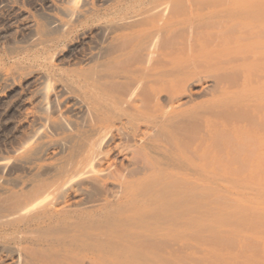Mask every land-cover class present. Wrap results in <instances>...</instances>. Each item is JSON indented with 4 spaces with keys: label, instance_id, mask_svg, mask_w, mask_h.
<instances>
[{
    "label": "bare ground",
    "instance_id": "1",
    "mask_svg": "<svg viewBox=\"0 0 264 264\" xmlns=\"http://www.w3.org/2000/svg\"><path fill=\"white\" fill-rule=\"evenodd\" d=\"M38 11L18 12L12 54H0V100L19 114L1 117L17 143L10 166L0 158V264H160L167 239L191 238L205 218L195 175H264V1L49 0Z\"/></svg>",
    "mask_w": 264,
    "mask_h": 264
},
{
    "label": "rangeland",
    "instance_id": "2",
    "mask_svg": "<svg viewBox=\"0 0 264 264\" xmlns=\"http://www.w3.org/2000/svg\"><path fill=\"white\" fill-rule=\"evenodd\" d=\"M7 1H11L12 3L7 2ZM7 1L6 0H4V1L0 0V15L1 14L3 15L4 13H5L4 15H6V12L7 13L11 12V13L7 14L8 19H10V20L6 19L9 22L5 21V23H8L9 25H7L5 23L2 24V22H4V20H5L4 18L5 17L7 18V16H5V17L2 15L0 16V19L2 18V21L0 20L1 21V24H0V54L2 55V57H4V55H5V57H7L8 55L12 54L13 50H10V52H9L8 51L9 49H5L6 45L8 44L7 46L9 47L10 46L9 41H11V39L14 40L16 38L17 34L20 32V29H21L20 25L16 21L18 12L22 13V14L25 13V14L36 15L37 10L40 11L41 7H43L45 5V3H47L49 0H43V1L37 0V2H36V0H34V1L33 0H20V1L19 0H16V1L15 0H13V1L7 0ZM50 1L55 3V2H58L59 0H55V1L50 0ZM259 1H264V0H259ZM7 3H9V4H7ZM16 3L17 4L19 3L18 6ZM42 3L44 5H42ZM24 5H26V6H24ZM30 5H33V6H31L29 8ZM4 6H7L9 8L4 7ZM38 6H40V8ZM13 7H14V9L17 7L15 9L16 12H14V10L13 11L11 10V8L13 9ZM4 10H5V12H4ZM12 12H14V13H12ZM11 15H13V16H11ZM5 25H7V26H5ZM8 29H9V31H8ZM15 33H17V34H15ZM6 42H7V44H6ZM3 48H4V50H3ZM6 51H8L9 54H7ZM0 63H3V61H0ZM56 63H60V62L56 61ZM0 66H1L0 71L5 72L6 71V69H5L6 63L4 62V65L1 64ZM2 66H4V68ZM2 69H4V70H2ZM20 82H17L18 84H17L16 89H19V88L24 89L23 82H21V84H20ZM3 95L4 96L1 98L2 100H0V102H2V104L0 103L1 104L0 105V110H1L0 111V124L2 123L0 125L1 127H3V123L6 120L5 116L7 118H9L12 116L17 117L19 115V114L17 115V113L15 115H13V113L9 112V111H11L9 109H11L10 107H11V104L13 101L7 97L8 93H4ZM7 113L12 114V115L7 116V115H9ZM1 117H2V119L5 118V119H3L4 121L1 119ZM1 127H0V130L2 129ZM3 131H4V134H2ZM7 131H8V129L3 127V129L0 132L1 133L0 139L2 138L0 140V158L5 157V162L7 159L6 163H8V165L7 164L6 165L10 166L13 155H10L9 153H7V151H9L10 147L15 146V144L17 143V139H15V138H17V137H15L14 135L12 136V134L9 137V134L11 132L10 131L7 132ZM2 135H3V137H2ZM0 163H3V162H0ZM210 163H213V161H211ZM210 163H209L210 167L213 168V164H210ZM238 167L236 165L231 166V168H233V169L231 171L232 174L229 176L230 179L227 177V175H222V176L221 175H210L209 176L210 178H208L206 180L204 185H201L202 182L200 180L201 179L200 176H197V175L194 176L195 185L193 188V194H195V196L199 195V193L208 194V197L210 196L209 199L210 200L213 199L215 202H212L213 200L210 201L208 199V203H209L208 207L196 209L195 212H197V213H195V215L196 216L202 215V216H205V218L200 217L199 219L198 218L195 219V221L192 225V228H191L192 229L191 230V235H192L191 238L189 237L186 240H181L178 242H173V241H170L169 239H167V242L170 245H172V242L174 244L170 247L167 246L169 244L163 245L164 248H162L163 252L161 254L160 264H185L186 261H188L187 263L189 264L192 261L194 262V260H196L197 263L194 262L196 264H199V263L200 264H213V263L214 264H264V224H263L264 223V205L262 204V202L264 200V198H263L264 197V195H263L264 194V190H263V188H264L263 176L264 175L261 174L262 179L259 178L260 176H257L255 178V180L257 179L258 184H254L255 180H252L253 178L252 179L250 178V181H249L248 177L236 176L237 174H235L234 171H236V169H238ZM231 176L233 179L235 177L234 180H237V181L234 182L233 179H231ZM242 177L248 178V179H244V181L247 180L245 183H244V181H242L243 180ZM259 179H260V182H258ZM251 181L254 182V183H251L252 187L254 186L252 189L250 187L251 184H249ZM240 183H244L243 185H245L247 183L245 185L247 187H243V186H241L242 188L239 187ZM261 183L263 185H259ZM255 185H256V190L259 187V189L263 191L262 194L260 193L263 197L261 195H258L259 192L255 193V191H253V189H255ZM248 186L250 187V190H252L254 192L253 193L254 197H253L252 192H250V190H247V189H249ZM240 188H241V192L243 191L242 190L243 188L246 189L245 191L242 192L243 195L240 192ZM246 191H249L251 194L249 192H246ZM244 194L245 195L248 194V195L245 196ZM257 196L259 198L260 197L261 198L254 200L253 198H255ZM245 197H247V198H245ZM262 198H263V200H261ZM217 200H220V203H223L225 201L226 204L228 203V205L230 204L232 206L228 207V205H227V208L224 207L226 209H224L223 207L220 208L219 203H217ZM251 200H254L257 203H255L253 201L254 204H251V203H253ZM259 200L261 201V203ZM248 201H249V203H247ZM223 205L225 206V204H222L220 206H223ZM248 206H250V208H248ZM212 207H213V209H212ZM214 208H216V209H214ZM201 211H204V214H206L208 217L206 215H204ZM205 211H207V212H205ZM232 221H233V223H232ZM256 221L257 222L259 221V222L257 223ZM260 221H263V222H260ZM261 223H262V225H261ZM244 225H246V226H244ZM256 225H260V226H256ZM213 226H214V228H213ZM209 227H211V228H209ZM204 229H205V231H204ZM220 230H222V232ZM195 232H197V233H195ZM194 234H196V235H194ZM220 235H222V236H220ZM193 236L194 237L197 236V238L195 237L196 240ZM198 236H199V238H198ZM221 237H223V238H221ZM165 239H166V237L162 239V242L164 241V243H166ZM214 239H216V240H214ZM210 240H211V244L209 242ZM218 242H219V244H218ZM176 243H177V248L179 246L180 249L176 248V246H175ZM209 244H210V246H209ZM254 244H255V246H254ZM256 244H257V247H256ZM183 245H185V246L183 247ZM252 246H253V248H252ZM170 248L172 250H175V251H173L171 253V250H169ZM195 249L197 252L195 251ZM176 250H177V252H176ZM207 250H208V252H207ZM182 251H184V252H182ZM164 252H166V254ZM81 254L84 255V254H86V252H83ZM208 255L211 257H209ZM167 257L169 259L167 261H165L167 259ZM215 257L217 258L216 260L214 259ZM162 258H163V260H162ZM164 258H165V260H164ZM169 260H170V262H169ZM200 260H202V261L200 262ZM172 261L175 263H173ZM194 263H192V264H194Z\"/></svg>",
    "mask_w": 264,
    "mask_h": 264
}]
</instances>
